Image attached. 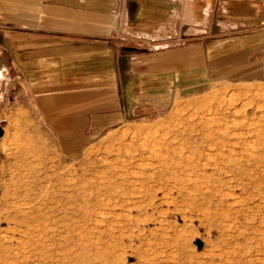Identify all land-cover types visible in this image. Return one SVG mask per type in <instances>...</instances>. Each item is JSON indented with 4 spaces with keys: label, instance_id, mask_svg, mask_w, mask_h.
<instances>
[{
    "label": "rangeland",
    "instance_id": "374dc122",
    "mask_svg": "<svg viewBox=\"0 0 264 264\" xmlns=\"http://www.w3.org/2000/svg\"><path fill=\"white\" fill-rule=\"evenodd\" d=\"M113 42L117 86L13 91L22 107L0 124V264H264V78L135 108L124 63L144 75L176 46Z\"/></svg>",
    "mask_w": 264,
    "mask_h": 264
},
{
    "label": "crops",
    "instance_id": "0c3cea01",
    "mask_svg": "<svg viewBox=\"0 0 264 264\" xmlns=\"http://www.w3.org/2000/svg\"><path fill=\"white\" fill-rule=\"evenodd\" d=\"M263 23L264 0H0V124L22 107L14 90L117 86L118 39L176 46L156 52L144 75L124 63L128 87L147 90L133 92L135 108L212 80L262 79Z\"/></svg>",
    "mask_w": 264,
    "mask_h": 264
},
{
    "label": "water",
    "instance_id": "95a60500",
    "mask_svg": "<svg viewBox=\"0 0 264 264\" xmlns=\"http://www.w3.org/2000/svg\"><path fill=\"white\" fill-rule=\"evenodd\" d=\"M3 134H4V130H3L2 127H0V138L3 136ZM197 244H198V247H199V248L202 247V242L199 241Z\"/></svg>",
    "mask_w": 264,
    "mask_h": 264
},
{
    "label": "built area",
    "instance_id": "2783aa9c",
    "mask_svg": "<svg viewBox=\"0 0 264 264\" xmlns=\"http://www.w3.org/2000/svg\"><path fill=\"white\" fill-rule=\"evenodd\" d=\"M261 29H264V23L262 24Z\"/></svg>",
    "mask_w": 264,
    "mask_h": 264
},
{
    "label": "bare ground",
    "instance_id": "6f19581e",
    "mask_svg": "<svg viewBox=\"0 0 264 264\" xmlns=\"http://www.w3.org/2000/svg\"><path fill=\"white\" fill-rule=\"evenodd\" d=\"M127 173V172H126ZM24 213V212H23Z\"/></svg>",
    "mask_w": 264,
    "mask_h": 264
}]
</instances>
